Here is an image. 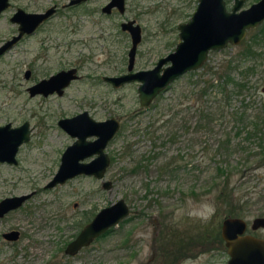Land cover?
Masks as SVG:
<instances>
[{"label":"rangeland","instance_id":"374dc122","mask_svg":"<svg viewBox=\"0 0 264 264\" xmlns=\"http://www.w3.org/2000/svg\"><path fill=\"white\" fill-rule=\"evenodd\" d=\"M105 1L87 3L85 7L93 13L83 15L79 7L70 18L66 13L54 16L36 36L23 42L21 52L11 51L0 61V124L27 120L34 139L43 141L39 146L23 147L20 159L28 163L26 169L0 162V199L34 191L22 206L0 217V238L9 228L22 231L18 240L0 250V264H146L152 255L149 264H163L162 246L172 247L181 239L190 249L193 242L206 241L221 231L225 214L216 208L213 188L217 144L227 136L231 139L229 149L234 150L222 155L232 163L257 149L255 140L245 139L244 128L250 118L261 123L264 115V36L258 35V26L248 28L237 44L209 50L201 67L177 77L143 106L136 81L113 87L102 79V75L126 70L131 42L128 32L120 29V21L134 18L141 25L135 69L150 68L174 50L180 39L177 24L189 20L197 0H126L125 12L114 11L112 18L101 14ZM254 1L244 0L240 8ZM37 2L42 6L52 0ZM232 4L233 0H226L228 8ZM0 27L12 24L0 18ZM247 45L261 55L244 53ZM14 61L20 63L16 71L13 65L10 68ZM251 62L256 64L247 76L248 89L237 91L232 81L225 83L219 77L228 72L239 80ZM70 66H77L82 77L62 96H29L26 88L35 79ZM25 68L32 69L28 79ZM82 110L98 120L112 116L121 120L105 148L111 161L104 179L112 182L111 187H102L98 178L80 176L54 188L34 190L50 178L57 149L73 141L57 120ZM240 122L243 131L236 134ZM239 140H244L242 150L235 144ZM229 149L222 147V151ZM42 159L47 160L46 167L40 164ZM254 172L245 176L239 194L251 185L254 190L243 192L237 205L245 212L241 217L247 221V231L264 237V228L250 227L255 216L264 215V166ZM120 197L131 213L74 255L66 254V244L86 220ZM45 217L53 219L52 234L39 255L32 241L40 234L32 236V226H41ZM0 245L5 244L0 241ZM213 252L199 248L198 254L178 264H224L226 257Z\"/></svg>","mask_w":264,"mask_h":264},{"label":"water","instance_id":"95a60500","mask_svg":"<svg viewBox=\"0 0 264 264\" xmlns=\"http://www.w3.org/2000/svg\"><path fill=\"white\" fill-rule=\"evenodd\" d=\"M79 1L81 0H70V3ZM243 1L233 0L231 9L228 10L225 0H199L198 7L190 19L178 24L181 40L174 50L159 57L155 65L150 68L134 69L142 29L135 19L122 21L120 27L129 33L131 40L127 53V69L116 75H102V79L113 87L136 81L139 103L143 106L150 104L155 96L166 89L177 77L201 67L208 57L209 50L225 47L228 43H239L246 35L248 28L264 20V0H257L247 7L240 8ZM7 3V0H0V10ZM114 7L124 12L125 0H108L103 6V11L109 12ZM49 14V11L29 13L28 17L32 22L22 24L21 32H30ZM16 18H18L17 14L12 19L16 20ZM6 46L2 45L0 51ZM77 78L79 75L76 67H69L47 78H42L28 90L31 95L37 92L44 95L56 92L60 95L70 81ZM58 124L77 139L67 147L62 155L59 169L45 186L51 187L57 182H64L76 174L84 173L102 179L104 188L111 187L112 182L109 179H103L111 160L105 148L120 126L119 119L112 116L98 120L92 117L88 110H83L76 115L60 118ZM30 130L27 122L17 127H12L10 123L0 125V161L16 163L15 154L18 145L28 139ZM13 136H15L14 139ZM89 136H95V138L90 140ZM93 154L95 156L92 159L85 161ZM31 194L32 192L2 197L0 217L19 207ZM129 211V205L122 197L102 207L71 239L66 251L73 254L90 244L96 237L125 218ZM250 227L252 229L264 228V215L255 216L251 220ZM10 233L16 234L18 231L12 230ZM221 234L230 255L225 264H264V238L247 231V221L244 217L225 216L222 220ZM4 235L8 238L13 236L9 233Z\"/></svg>","mask_w":264,"mask_h":264},{"label":"flooded vegetation","instance_id":"af4514ba","mask_svg":"<svg viewBox=\"0 0 264 264\" xmlns=\"http://www.w3.org/2000/svg\"><path fill=\"white\" fill-rule=\"evenodd\" d=\"M38 0H16V5L13 4V0H7V5L0 10V18H4L5 21H8L10 24H12V27H0V47L2 45H7L5 49L1 50L0 51V61L2 60H5V58L8 56V54L11 52V51H14V52H21V48H22V45H23V42L27 39H30L31 37L33 36H36L39 29L41 27H43L47 22H49L54 16H58V15H64L66 13V15H68V17L70 18L73 13H75L76 11L72 12L73 10L75 9H79V7H81V11L84 12L82 13L83 15H85V13H93V9H90L88 7H85V5L89 2H91L92 0H81L79 2H74V3H70V0H67L66 2H61L62 0H52L51 3L47 4V5H42V6H39L38 5ZM51 1V0H50ZM257 1V0H255ZM108 2V0H106L101 6H100V11H101V14L102 16L104 17H109V18H112L114 17V11H116L117 13L119 14H122L125 12L126 10V0H125V10L124 12H120L119 9L117 7H114L112 8L109 12L107 11H103V6L104 4H106ZM198 3H199V0H197V3H196V6L194 8V10L192 11L191 15L193 14V12H195V10L197 9L198 7ZM225 3H226V0H225ZM226 8L228 10L231 9L228 8L226 6ZM96 9V8H94ZM49 11L50 14L49 16L44 19L41 23H39L36 28H34L33 30H31L30 32H21V25L22 24H25V23H28L31 21V19L28 17L29 16V13H40V12H47ZM17 14V17L16 20H13L12 18L14 17V15ZM81 14V15H82ZM191 17V16H190ZM130 18H126V19H123L120 21L119 25L121 24L122 21L124 20H128ZM134 19V18H133ZM190 19V18H189ZM32 22V21H31ZM180 23V22H179ZM178 23V24H179ZM178 24H177V28H178ZM258 26V29L257 30L258 32V35H260V37L264 36V20L259 23L258 25L254 26V27H257ZM141 27V25H140ZM121 29V27H120ZM142 29V28H141ZM122 30V29H121ZM127 32V31H126ZM178 33H179V29H178ZM129 34V33H128ZM180 38V37H179ZM264 38V37H263ZM181 40V38L179 39V41ZM178 41V42H179ZM177 42V43H178ZM260 43V42H259ZM232 44V43H231ZM177 45V44H176ZM138 47V46H137ZM245 47V46H244ZM17 49H20V50H17ZM219 49V48H218ZM129 50V49H128ZM128 53V51H127ZM136 54H137V50H136ZM259 55H261V51L258 50L257 53H256V56L258 57ZM135 58H136V55H135ZM158 60V59H157ZM127 62H128V56H127ZM156 63V62H155ZM14 66V69L15 71L17 70V68L19 67L20 63L19 62H13V63H10V68H12L11 66ZM155 65V64H154ZM70 67H76L77 69V74L79 75V78L75 79V80H78L82 77V75L80 74L79 72V68L77 66H70ZM153 67V66H152ZM66 68H69V67H66ZM66 68H60L58 69L57 71H60L62 69H66ZM142 69V68H140ZM57 71L53 72V73H56ZM126 71V70H125ZM123 71V72H125ZM32 73V69L31 68H25L24 70V77L26 79L30 78V75ZM53 73H50L49 75L47 76H42L38 79H35L34 82L30 83L27 88H26V91L29 93V96L30 97H34V96H37V95H42L44 97L48 96V95H58L56 92H53V93H49L47 95H44L43 93L41 92H37L35 94H30L28 88L32 85H34L35 83L39 82L42 78H47L49 77L51 74ZM122 73V72H121ZM120 74V73H119ZM74 80H71L70 83L64 88V91L62 94H60L59 96H62L66 90V88L68 86H70V84L73 82ZM108 83V82H107ZM110 84V83H109ZM126 84V83H125ZM124 85V84H122ZM121 85V86H122ZM120 87V86H119ZM16 92H19V91H16ZM14 92V93H16ZM83 111V110H82ZM80 112V111H79ZM77 113L73 114V115H76ZM73 115H70V116H73ZM91 115V114H90ZM70 116H63V117H70ZM62 118V117H60ZM59 118V119H60ZM119 119V122L121 124V120L119 117H117ZM58 119V120H59ZM58 120H57V124H58ZM27 122L28 123V126L29 128H31L29 122L27 120H24L18 124H12L10 121H7L3 124H0V125H4L6 123H10V125L12 127H17L23 123ZM59 125V124H58ZM120 128V126H119ZM118 128V130H119ZM64 130V129H63ZM117 130V131H118ZM65 131V130H64ZM116 131V133H117ZM32 129L30 130V134H29V137L27 140H24L22 141L19 145H18V148H17V151H16V154H15V159H16V163H9L7 161H0L2 163H7V164H10V165H13V166H18L20 167L21 169H26L29 167L28 163L26 164H23L21 162V159H20V153L23 149V147L26 145L25 148H27L29 145H32V146H39L40 142H43V141H40V140H36L34 139V137L32 136ZM66 132V131H65ZM67 133V132H66ZM116 133L114 134V136L116 135ZM70 135V134H69ZM71 136V135H70ZM113 136V137H114ZM73 138V141H71L70 143H67L65 146H61L57 149V155H58V159H57V163H56V167L54 169L53 167V171L52 173L50 174V178H48L45 183L43 185H41V187L39 185H37L36 187H34V190H37V189H40V188H54L56 186H59V185H62L64 183H66L67 181L73 179V178H76V177H80V176H90V177H95L94 175H91V174H84V173H81V174H76L75 176H72L68 179H66L64 182H57L55 185L51 186V187H46L45 185L53 178V176L55 175V173L57 172V170L59 169V166H60V163H61V158H62V155L63 153L65 152V150L67 149V147L69 145H71L76 139L77 137L76 136H71ZM112 137V138H113ZM15 138V136H13V139ZM90 140H93L95 138V136H89L88 137ZM111 138V139H112ZM42 147V145L40 146ZM95 156V154H93L92 156L88 157L85 159V161L89 160V159H92L93 157ZM30 159H31V156L29 155ZM33 158V157H32ZM47 160L46 159H42L41 161V165L43 166H47L48 163L46 162ZM55 165V164H54ZM97 178V177H95ZM29 192H32L33 194V190L31 191H28V192H23V193H29ZM31 194V195H32ZM29 198V197H28ZM27 198V199H28ZM27 199L20 205L22 206L26 201ZM19 206V207H20ZM18 208V207H17ZM130 208V211H129V214L131 213V207L129 206ZM16 209V208H15ZM101 209V208H100ZM13 210V209H12ZM97 212L94 213V215L89 218L88 220H86V222L84 223V225L86 223H88L95 215H96ZM6 214V213H5ZM4 214V215H5ZM128 214V215H129ZM3 215V216H4ZM127 215V216H128ZM2 217V216H1ZM124 219V218H123ZM51 220H53L51 217H45L44 220H42L41 222V226L40 225H37V223L35 225L32 226V230H33V234L32 236H34V234L39 233L40 237L37 236L38 239H34L32 241L33 243V246H37L39 249H37L38 251V254L40 255V252H42L43 248H41L42 246H44V244H48L49 243V236L52 234L50 233V229H51V225L52 222ZM118 224V223H117ZM115 224V225H117ZM77 231V233L75 234V236L79 233V231L83 228V226ZM114 225V226H115ZM12 230H17L18 233L14 234V233H10ZM6 233H9L10 235L13 234V236H9L10 238H8V236H5L4 234ZM107 233V232H106ZM22 234V231L17 229V228H9L5 231H2L1 233V238H0V241L3 242L5 245L4 247H2L0 245V250H3L5 249V246L7 243H10V242H13V241H16L19 239V237L21 236ZM105 234V233H104ZM103 235V234H102ZM256 236H259V237H263L261 235H257V234H254ZM74 236V237H75ZM13 237V238H12ZM73 237V238H74ZM72 238V239H73ZM97 238V237H96ZM264 238V237H263ZM12 240V241H11ZM180 240V241H179ZM178 240V243L176 242L174 245H172V247H168V246H162V247H165L164 249H160V255H161V258L164 259V262H162L163 264H178L180 260H182L183 258H186L187 256H195L196 254H198V251H199V248H201L202 251H207L208 249H211L213 250L214 252L212 253L213 255H216L218 253L221 252V255L224 257H226V261L224 262V264L227 262V260L229 259L230 255H229V252H228V248L225 244V240L222 238V234H221V231L219 233V235H213V237H208L205 241V238L201 239V241L199 242H193L190 249L187 248V246L189 245V243H183L181 239ZM71 241V240H70ZM68 241V243L70 242ZM68 243L66 244L65 248H64V251L66 254H70V255H74L75 253H68L66 251L67 249V245ZM186 244V246H184ZM193 244H195V246L193 247ZM215 246H218L215 250ZM187 248V249H186ZM195 248V249H194ZM15 252V250H14ZM195 252V253H194ZM153 256L150 257L148 260H147V263L146 264H149L151 262V260L153 259ZM172 256V257H171Z\"/></svg>","mask_w":264,"mask_h":264},{"label":"trees","instance_id":"16d2710c","mask_svg":"<svg viewBox=\"0 0 264 264\" xmlns=\"http://www.w3.org/2000/svg\"><path fill=\"white\" fill-rule=\"evenodd\" d=\"M244 53L255 54V52L251 49L250 45L244 47ZM253 62L247 65V68L245 69L244 72L241 71L242 78L239 80L233 79V77L228 72L225 73L222 72L221 74H219V77L222 78L221 79L222 81L225 80V83H230V81H232L233 89L235 88L237 91L244 88L248 89L251 85H250V80L248 79L247 76L255 69L256 63ZM229 64L228 66H230ZM212 82H210V85H214V82L213 83ZM237 116L241 120L244 119L242 118V115H237ZM241 123L242 122H240V124L236 125L235 127L236 134H240L243 131ZM245 125H246V127L244 128L246 132L245 139L255 140L256 142L255 146H257V149L250 150L248 153H246L245 157L243 156V158L238 159L235 163H232L231 160H229V158L226 160L225 156L222 155V154L230 155L231 150H234V149H229V144H231V139L228 136L226 137V139L219 142L216 148L214 149V157L217 158L216 159L217 175H216V181L213 186L215 190L214 198H215V204L217 210L222 209L225 216L227 215L241 216L245 214V212L244 211L242 212L240 206H238L237 204L239 203V199L241 198L243 192L245 194L248 191L254 190L253 188L254 185H251L248 188L243 189L242 192H240V194H239V190H240L239 186L241 183L244 182L243 180L245 176L248 175V177H250L251 174L254 175L255 168L258 167L261 168L264 166V115L261 118V123L259 121L258 122L253 121L250 118L248 120V123L247 124L245 123ZM242 142H244V140H239L235 143L238 149L242 150L243 148V146H241ZM224 145H226L229 150L222 151V147ZM220 156L223 157L222 161L221 159H219ZM252 159H254L255 161H253ZM252 161L254 163L250 164ZM259 179H261L260 175H259Z\"/></svg>","mask_w":264,"mask_h":264}]
</instances>
